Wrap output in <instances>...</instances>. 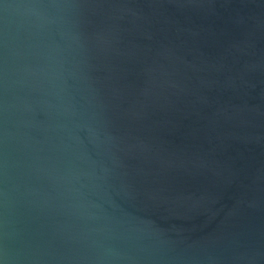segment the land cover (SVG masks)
<instances>
[{
	"label": "water",
	"instance_id": "1",
	"mask_svg": "<svg viewBox=\"0 0 264 264\" xmlns=\"http://www.w3.org/2000/svg\"><path fill=\"white\" fill-rule=\"evenodd\" d=\"M0 264H264V0H0Z\"/></svg>",
	"mask_w": 264,
	"mask_h": 264
}]
</instances>
